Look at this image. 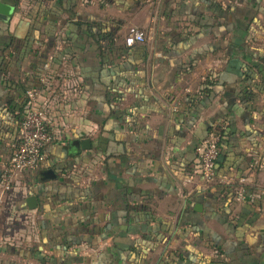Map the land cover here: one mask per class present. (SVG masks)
Instances as JSON below:
<instances>
[{
	"label": "crops",
	"instance_id": "obj_1",
	"mask_svg": "<svg viewBox=\"0 0 264 264\" xmlns=\"http://www.w3.org/2000/svg\"><path fill=\"white\" fill-rule=\"evenodd\" d=\"M14 1L0 20V264H264V0H44L55 27L41 29L35 0ZM132 31L147 40L126 45ZM31 88L52 138L7 190ZM210 131L223 139L207 184Z\"/></svg>",
	"mask_w": 264,
	"mask_h": 264
},
{
	"label": "built area",
	"instance_id": "obj_2",
	"mask_svg": "<svg viewBox=\"0 0 264 264\" xmlns=\"http://www.w3.org/2000/svg\"><path fill=\"white\" fill-rule=\"evenodd\" d=\"M144 40L145 36L142 32L132 31L126 36L125 43L132 46ZM27 95L29 108L20 125L19 140L12 156L4 166V187L7 190L11 188L13 177L17 173L25 169L40 168L46 158L44 148L52 138L47 126L46 108L40 104L41 92L31 89ZM220 140L219 133L213 132L202 140L199 147L200 173L207 184H212L216 180Z\"/></svg>",
	"mask_w": 264,
	"mask_h": 264
},
{
	"label": "trees",
	"instance_id": "obj_3",
	"mask_svg": "<svg viewBox=\"0 0 264 264\" xmlns=\"http://www.w3.org/2000/svg\"><path fill=\"white\" fill-rule=\"evenodd\" d=\"M129 1H133L135 3L137 2L136 5H138L141 2V0H129ZM56 5H58L59 6V9L62 10V11L67 10L66 9V5H65V0H57V4ZM43 12H44V0H35V3H34L33 8L30 10V16H31V19H32V22L34 23V25L36 27H38V29H41L42 26L44 25L43 22H45V20H47V18H48V20L51 21V25L54 24V27H55L54 16H51V17H48L47 16V17H45V13H43ZM45 12L46 13H49L50 10L45 9ZM75 24L76 25H80V24L82 25L83 23L77 22ZM88 25L89 26H91V25L94 26L95 24H89L88 23L87 26ZM48 36H49V45L50 46H53V43L55 42V39H56V35L54 34V32H52V33H48ZM91 36L92 37L93 36L95 37V35H93V34H91ZM112 38H113V33L110 32L109 30H107L106 31V34L104 35V37L101 40L104 41V42H110L112 40ZM45 57L47 58V55H44V58ZM255 67L258 68V69H260V71L263 69V67H261L259 64L255 65ZM31 89H34V88H31ZM31 89H29V90H31ZM29 90L26 91V100H25L24 111H23V116H22L23 118H24V116H25V114H26V112H27V110L29 108V98H28V95H27V92ZM23 118L21 119V122H22ZM21 122H20V125H21ZM19 130H20V128H19ZM213 132L219 133L220 138H221V140H220V144H221V141L223 139V133L221 131H210L207 136H209Z\"/></svg>",
	"mask_w": 264,
	"mask_h": 264
},
{
	"label": "water",
	"instance_id": "obj_4",
	"mask_svg": "<svg viewBox=\"0 0 264 264\" xmlns=\"http://www.w3.org/2000/svg\"><path fill=\"white\" fill-rule=\"evenodd\" d=\"M16 3L14 0H0V20L4 22H9L15 12ZM84 147L86 148L90 146V140L85 139L82 141ZM53 175V176H52ZM54 173L50 172H41L39 173V181L44 182L47 180L55 179ZM26 205L29 209L37 208V199L36 196L30 195L26 199Z\"/></svg>",
	"mask_w": 264,
	"mask_h": 264
},
{
	"label": "rangeland",
	"instance_id": "obj_5",
	"mask_svg": "<svg viewBox=\"0 0 264 264\" xmlns=\"http://www.w3.org/2000/svg\"><path fill=\"white\" fill-rule=\"evenodd\" d=\"M144 34V33H143ZM147 34H145L144 36H145V40L144 41H146L147 40V36H146Z\"/></svg>",
	"mask_w": 264,
	"mask_h": 264
}]
</instances>
